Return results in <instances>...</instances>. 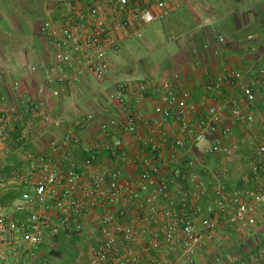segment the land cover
Segmentation results:
<instances>
[{
    "label": "built area",
    "instance_id": "2783aa9c",
    "mask_svg": "<svg viewBox=\"0 0 264 264\" xmlns=\"http://www.w3.org/2000/svg\"><path fill=\"white\" fill-rule=\"evenodd\" d=\"M183 1L57 0L62 18L48 17L40 28L54 62L41 71L36 93H21L20 81L13 83L18 100L4 102L0 109V145L11 139L14 121L37 117L42 131L48 132L55 123L48 111L53 96L87 75L106 79L112 70L109 51L127 38L142 37L144 27L168 19ZM31 70L39 72L36 66ZM226 88L242 95L223 96ZM203 90L221 98L199 115L179 72L122 80L108 94L118 118L100 121L96 113L83 114L82 127L98 121L105 135H135L150 149L142 158L124 151L121 136L105 147L82 146L74 127L67 128L62 140L54 139L50 151L28 152L25 164L12 173L16 198L0 204V264H47L39 259L40 247L60 236L81 239L78 255L67 264H199L219 236L234 239L249 232L264 214V64L247 80L240 70H226ZM149 100H154L152 118L143 112ZM229 115L235 124L249 127L247 137L225 139L230 134L223 131ZM173 125L192 144L209 142L206 152L211 156L233 157L254 148L243 178L254 188L241 185L230 190L226 166L212 171L213 189L203 173L176 168L167 175L163 148L170 146L169 161L180 167L178 151L186 146L185 138L169 132ZM27 134L23 126L18 141L24 142ZM71 147H82L86 155L62 151ZM209 197L211 202L203 204ZM249 258L215 256L212 262L251 264L264 259V246Z\"/></svg>",
    "mask_w": 264,
    "mask_h": 264
},
{
    "label": "crops",
    "instance_id": "0c3cea01",
    "mask_svg": "<svg viewBox=\"0 0 264 264\" xmlns=\"http://www.w3.org/2000/svg\"><path fill=\"white\" fill-rule=\"evenodd\" d=\"M241 1L243 0H184L180 8L173 12L174 14L179 12L174 21L177 26V32L185 29L187 34L183 43L180 46L177 44L178 50H167L166 67L174 65L173 70L176 69L182 75L183 87L192 93L191 102L195 103L199 108V115L201 113L204 114L208 106L217 100V98H221L220 96L217 97L204 92L203 88L207 82L213 81L226 70L231 69L242 71L245 75V80H247L252 71H255L258 66L264 64V42L254 39L255 31L249 29V22L242 21V16L244 18V15L241 14L240 10H238L240 17L237 14L238 18L235 17L237 25H235V30H231L230 36L225 38L221 33L216 32L217 26L221 24L220 20L230 16V8H234L236 11V6ZM56 2L57 0H38L37 7L32 9L29 6L28 0H0V109L5 106L4 102L8 104L18 100V94L13 90V83L16 81H20L21 83V93H36L37 87L42 81L41 71L47 65H51L54 62L52 48L41 35L40 28L42 22L48 17L55 20L62 18L61 12L55 6ZM173 15L170 16V21ZM181 17L185 18L186 23L181 26V30H178L177 23L179 19L182 22ZM170 24L171 26L173 25L172 21ZM262 28L264 29V22L262 23ZM219 36H223L226 39L224 43L219 42ZM176 41L171 38V43L167 42L166 46ZM33 66H36L39 72L33 73L31 70ZM169 69L171 70L172 68ZM157 72L159 71L154 72L150 76L153 78L165 76L163 75L164 72ZM134 77L137 78L133 76L130 79H135ZM119 81H122V79H117L116 81L112 73L103 81L95 79L92 75H87L80 83L71 87H64V91L61 92L60 96H53L51 98L48 111L54 118L55 123L49 127L48 132L42 131L41 119L37 117L31 118L29 121H14L11 139L7 143L0 145V172H2L5 166L10 165L9 161H12L10 157L12 156L11 154H14L13 151H17L15 153L20 156L21 165L25 164L24 158L28 152L40 153L41 151H50L51 142L54 139L62 140L69 127H74L75 131L81 136L82 146L91 144L105 147L106 144L114 142L116 138L121 136L124 140V151H129L136 159L142 158L146 148L137 140L135 135L127 133L105 135L99 129L98 121L87 123L84 127L79 125L80 123H84L82 119L83 114L91 112L88 110L89 108L80 105L79 102L74 103V114L72 113L70 116L66 114L58 116L57 111H55V108L61 103V97L72 94L73 88L87 86L88 89H91L94 82H96L100 86L97 89V95L101 99L100 105H102L103 109L102 113H97L98 119L101 121V119L118 118V108L114 105H109L108 94ZM105 84H108L106 86H108L109 90L103 88ZM222 94L223 96L230 94L242 95L231 88H226ZM256 110H260L259 104L256 105ZM105 111L108 112V115H105ZM143 112L148 118L154 116V100H149L145 104ZM17 124L18 127L16 126ZM23 126L28 128V134L24 141L25 145L22 148H18L15 133L19 134L20 128ZM241 127L243 132L238 135ZM168 130L170 133L175 134V136L185 138L186 146L180 148L178 151L180 167L173 165L174 163L169 161L170 146L167 145L163 148L162 154L165 160L164 167L167 175L176 168H180L186 172L203 173L211 180V189H213L215 182L211 177L212 171H216L218 167L226 166L229 169L226 184H231L230 171L234 166L236 156H211L206 152L210 146L209 142L192 144L190 138L175 125L168 127ZM143 131L148 134L147 129ZM223 131L230 133L226 135L225 139L228 142H233L247 137L249 127L246 124H235L231 115H229L226 118ZM198 147L202 149L199 151ZM70 149L76 151L80 157L86 155L82 152L84 151L82 147L65 148L62 151H71ZM246 153L249 154V156H246L249 165L250 159L253 156L252 153L242 150L237 155ZM203 157L206 159H219L220 164L214 167L207 166L205 161L203 163L200 162V159ZM100 161L102 160L100 159ZM17 166H19V163L18 165L16 164ZM244 177H239L237 182H235L237 184L232 183L230 190L234 189L235 185L236 187L249 185V182L243 180ZM241 180L244 182H241ZM240 182L241 184H239ZM209 198L204 199L202 201L203 204L206 205L211 202L212 197ZM59 242L56 239L53 245L58 246L60 245ZM57 248L59 249V247ZM73 258L74 254L65 258V262L71 261Z\"/></svg>",
    "mask_w": 264,
    "mask_h": 264
},
{
    "label": "rangeland",
    "instance_id": "374dc122",
    "mask_svg": "<svg viewBox=\"0 0 264 264\" xmlns=\"http://www.w3.org/2000/svg\"><path fill=\"white\" fill-rule=\"evenodd\" d=\"M36 1V0H35ZM238 10H240L241 14L244 15V18L242 16V21L249 22L250 28L255 31L254 33V39H259L264 42V29L262 28V23L264 22V0H243L239 3V5L236 6V11L234 8H230L231 14L228 18H224L220 20V23L217 26V31L221 33L225 38L231 35V30H235V25H237L236 18L240 17L238 14ZM243 12V13H242ZM172 13V23L168 24L167 22L162 21H156L153 24H150L149 26H146L142 29V37H131L127 38L124 41H122L116 50L109 51V57L111 58V73L113 76L119 74H123V72L126 71L128 64L135 65L138 64L139 61L142 59L146 61V66H149L146 68V72L137 71L139 69H136L137 73L136 77L143 78L144 76L149 77L154 72H164L163 75L170 74L173 72H177L176 69L173 70V66L166 67V55L167 50H178V43L175 42L171 45H167V42L171 43V38L175 34L174 38L175 40L180 41L183 43V40L185 38V35L187 32H177L176 31V25L174 23L175 17L178 14ZM226 13V12H225ZM238 17H237V15ZM182 22H180V19L177 23L178 30L182 29L181 26L185 24L186 20L185 18H182ZM228 27V28H227ZM230 28V29H229ZM174 29V30H173ZM189 31V29H187ZM248 30V29H246ZM156 54V55H155ZM154 55L156 57H154ZM158 57V58H157ZM157 58V60L155 59ZM155 59V60H154ZM125 68H121V67ZM121 68V69H120ZM169 68H172L171 70ZM135 71V72H136ZM157 72V73H159ZM127 74V73H125ZM123 74L124 77L126 75ZM157 77V76H155ZM135 78V77H134ZM108 84L103 85V88L105 90L108 89ZM99 84L94 82L91 89H88V87H75L73 88V93L68 96L61 97V103L58 107L55 108V111H57V115L61 116L63 114H66L70 116L72 113L74 114V103L79 102L80 105L89 108L88 110L94 113H102V105H100V97L97 95L99 88ZM113 87V86H112ZM109 90V89H108ZM104 113V112H103ZM105 115H108V112L105 111ZM243 132V129L241 127L240 132L238 135ZM199 151L202 149L201 147H198ZM205 149V148H204ZM243 151H249L253 154L254 148H244ZM241 150V151H242ZM12 155V154H11ZM236 156L234 166L231 169V184L237 182L239 177L242 178V176H246L248 173V163L246 160V156H249L248 153L246 154H238L234 155ZM12 162H15L14 156L10 157ZM207 163V166L214 167L218 164H220L219 159H211V158H201L200 162ZM246 173V174H245ZM4 179V180H3ZM243 180H241L242 182ZM241 182L239 184H241ZM244 182V181H243ZM227 185L230 189L232 185ZM237 184V183H235ZM238 184V185H239ZM249 185H246L248 187H253L252 183L249 182ZM251 184V186H250ZM15 187V184L12 181V175L11 173L8 174L6 177L1 178L0 180V200L3 199L8 192L12 191ZM236 185L234 186V188ZM186 190L188 191L189 188L186 187ZM209 204V203H208ZM262 226V227H261ZM257 230L256 232H253L251 235L247 236H238L234 239H227L223 236H219L215 242V246L212 250L208 252H204L202 255L201 260L199 261V264H213V259L215 256L225 257L224 252L228 251V249L233 248H239V252L243 258L250 260V255L255 254L258 250V247L261 245H264L263 242V235L259 233L260 228H264V214L259 219V222L257 223V226L255 227ZM263 242V243H262ZM75 243V242H74ZM79 242H76L78 244ZM75 244V245H76ZM69 245L72 247V243L70 242ZM71 249V248H70ZM70 249L67 251L65 250L63 257L67 258L71 256L73 253L70 251ZM72 250V249H71ZM243 253V254H242ZM226 255V253H225ZM251 264H264L263 260H257L254 262H251Z\"/></svg>",
    "mask_w": 264,
    "mask_h": 264
},
{
    "label": "trees",
    "instance_id": "16d2710c",
    "mask_svg": "<svg viewBox=\"0 0 264 264\" xmlns=\"http://www.w3.org/2000/svg\"><path fill=\"white\" fill-rule=\"evenodd\" d=\"M28 2H29V6H31L32 9H35L37 7L38 0H36V1L35 0H28ZM169 19H170V17L168 19H166L164 22H167L168 24H170L171 21ZM182 30H183V32H185V29H182ZM174 36H175V34L173 35L172 38L175 40ZM176 42L179 44V46L181 45L180 41L177 40ZM155 55H154V57H156ZM157 58H155V59L157 60ZM146 63L147 62L142 59L141 61H139L138 64H135V65L128 64L127 66H125V67H127L126 71L123 72V74L127 73V74H125L126 77L122 78L124 76L123 74H121V75L117 74L114 76L115 80L117 81V79H119V80L130 79L131 77L136 75L137 71L146 72L147 71L146 68L149 67V66L145 65ZM125 67L123 66L121 68L123 69ZM136 69H139V70L136 71ZM154 76H156V75H154ZM148 78H153V77L144 76L143 78H140V79H148ZM16 126L18 127V124ZM22 128H20V129L22 130ZM21 130L19 132H21ZM16 133H15V137H16V142L18 144V148H22L23 145H25V143L18 141L20 133L19 134H16ZM145 150H146L145 153L150 151L149 148H146ZM13 152H14V154H12V156H14L15 162H13V165H12V161H9L10 165L4 167L2 172H0V176H6L7 174H10V173L12 175L13 171H15L16 169H18L21 166L22 161L19 160L20 156L17 153H15L17 151H13ZM106 155L109 156L107 153H105V156ZM18 163H19V166L16 167V164L18 165ZM0 180H1V178H0ZM15 198H16V192H15V190H12V191L8 192L7 195L3 199L0 200V204L6 205L8 203H11ZM256 226H257V224L254 227H252L249 232L245 233L242 236L251 235L252 230H253V232H256V230H257L255 228ZM259 233L261 235H263V242H264V228H260ZM58 240L60 241L59 242L60 245H58V246L53 245V244H44L40 247V255H39L40 261L45 262L47 264H67L69 261L65 262V258L63 257V254H64L65 250L68 251L70 248L72 249V250L70 249V251H72L71 253L74 254V257L78 255V248H77L76 242L81 241V239L79 237H76L74 239H66L64 236H60V237H58ZM70 242L72 243V247L69 245ZM261 246H264V245H261ZM57 247H59V249ZM225 253H226V255H225ZM238 254H240L239 248L236 247L233 249H228V251L224 252V256H225L224 258H228L231 255H238Z\"/></svg>",
    "mask_w": 264,
    "mask_h": 264
}]
</instances>
